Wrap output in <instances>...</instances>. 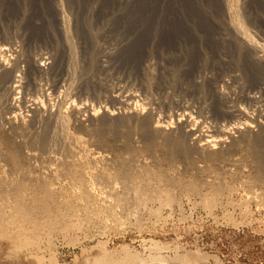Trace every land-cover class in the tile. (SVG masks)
Here are the masks:
<instances>
[{
  "label": "bare ground",
  "instance_id": "obj_1",
  "mask_svg": "<svg viewBox=\"0 0 264 264\" xmlns=\"http://www.w3.org/2000/svg\"><path fill=\"white\" fill-rule=\"evenodd\" d=\"M230 1L223 0L227 20L219 23L214 22L199 0L195 1L194 8H174L178 16H172L167 8L134 4L130 0H50L49 4L40 3L35 8L25 5L26 9L14 1L1 0V9L7 15L6 23L3 16L0 17L4 29L0 34V121L7 126L3 132L12 138L32 139L39 135L38 130L43 131L37 128L43 123L40 142H47L56 134L59 137L70 135L73 132L68 124L70 119L75 126L84 127L83 114L98 130L115 127L124 134L127 133L126 120L134 119L140 122L148 144L157 135L164 137L163 143L173 159L189 151L220 158L225 149L238 151L249 146L258 166L256 179L263 181L264 24L255 21L250 24L253 29L246 26L236 17V7ZM30 28L33 35L42 37H28ZM111 31L119 36L114 38ZM74 65L79 68L82 82L87 79L99 82L100 90H89L97 103H88L83 97L69 110L63 109L64 105L53 109L44 103L39 93L47 95L49 89L48 93L59 95L63 83L72 79ZM113 81L116 85L111 89ZM150 89L156 90L157 96L150 94ZM136 91L145 94L141 102ZM207 100L214 101L213 109L208 107ZM153 105L162 110L160 117L153 111ZM120 107L123 113L118 114ZM23 108L31 113L32 121L29 115L26 118L20 113ZM45 112L48 115L44 116ZM209 117L213 120L212 129L204 134L201 126L195 124L207 122ZM12 138H7V144L18 164L24 148ZM81 168L74 169L71 176L80 190H85L95 179L87 178ZM146 173L151 175L149 171ZM152 175L160 177V174ZM177 183L184 185L182 179ZM191 189L196 190L197 185ZM214 191L215 194L205 200L207 206L215 202L219 190ZM41 192L40 203L33 201L29 208L22 190L14 189L13 217L7 218L6 214L0 217V235L9 236L7 239L15 243L17 250L37 249L41 234L52 227L51 220L41 218L38 212L48 211V202L54 194L47 187ZM153 198L160 205L150 207L149 211L159 214L163 206H171L175 197L170 188H165ZM15 225L19 227L17 237L9 235V227ZM187 253L180 254L181 261L193 264L200 261V255Z\"/></svg>",
  "mask_w": 264,
  "mask_h": 264
},
{
  "label": "rangeland",
  "instance_id": "obj_2",
  "mask_svg": "<svg viewBox=\"0 0 264 264\" xmlns=\"http://www.w3.org/2000/svg\"><path fill=\"white\" fill-rule=\"evenodd\" d=\"M195 1L130 0L134 4L167 8L172 16H178L174 8H194ZM199 1H203L214 22L227 20L222 8L223 0ZM17 3L24 8H35L40 3L49 4L50 0H17ZM230 3L237 8L236 17L239 16L237 18L243 20L246 26L253 29L251 25L255 21L264 24V0H231ZM64 4L69 13L67 3ZM1 6L0 0V17L3 16L4 21L1 20L6 23L7 15ZM1 20L0 34L4 30ZM29 30L28 37L35 38L37 34L33 35L32 28ZM111 34L114 38L117 35L115 31ZM37 37L42 36L38 34ZM78 69L76 65L72 67L73 77L63 83L59 95L48 93L49 89L47 95L39 93L44 103L47 102L53 109L64 105L65 110L79 103L83 97L88 103H97L89 90H100L99 82L93 79L82 82ZM111 83L112 89L116 83ZM132 89L135 90V87L132 86ZM150 91L157 96L156 90ZM136 93L141 102L145 94L141 91ZM62 101L64 104H61ZM207 102L210 104L208 107L213 109L214 101ZM18 103L21 104L20 101ZM152 109L160 114L159 117L163 113L158 105H153ZM117 112L121 114L123 109L120 107ZM20 113L26 118L29 115L31 120L27 109H21ZM45 114L48 115L47 112ZM83 115L86 120L84 127L75 126L70 119L68 124L74 133L66 137L53 135L51 141L48 138L51 144L48 140L40 142L43 140L40 134L44 131L43 123L37 126L43 131L38 130V137L34 136L37 139L33 137L32 140L8 136L3 132L7 126L0 121V217L5 214L7 218L13 217L16 204L14 189L22 190L29 208L33 201L39 200L40 203L44 187L54 194L48 202V211L38 212L41 218L52 222L51 229L41 234L38 248L17 250L13 246L15 243L7 239L9 236L0 235V264H193L179 258L186 252L200 255V261L194 264H264V180L256 179L258 166L249 146V149L243 147L238 151L225 149L220 158H217L219 155L189 151L173 159L168 154L164 137L157 135L149 144L144 141L137 120H126L127 135L115 127L98 130L86 119V114ZM212 122L209 117L207 122L196 123L195 126L200 125L205 134L212 129ZM9 137L24 148L20 153L22 161L18 164L7 144ZM143 163L149 166L143 168ZM76 168L83 169L87 178L95 179L85 190H80L71 176ZM148 171L151 175L146 173ZM152 174H160V177H153ZM180 179L184 182L183 187L177 183ZM196 185V190L191 189ZM165 188L174 193V202L171 206H163L162 213L152 214L149 208L160 205L153 197ZM214 190H219L215 202L213 206H207L205 200L215 194ZM18 229L16 225L9 227V235L17 237ZM25 239L30 240V237L25 236Z\"/></svg>",
  "mask_w": 264,
  "mask_h": 264
}]
</instances>
